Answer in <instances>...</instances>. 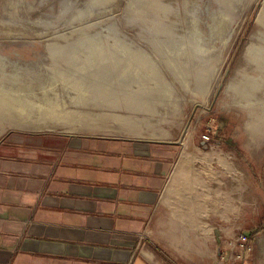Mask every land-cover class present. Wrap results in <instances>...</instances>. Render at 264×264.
<instances>
[{
  "label": "rangeland",
  "instance_id": "374dc122",
  "mask_svg": "<svg viewBox=\"0 0 264 264\" xmlns=\"http://www.w3.org/2000/svg\"><path fill=\"white\" fill-rule=\"evenodd\" d=\"M8 106L28 124L12 125ZM11 132L182 137L213 233L244 234L252 263L264 239V0H0V138Z\"/></svg>",
  "mask_w": 264,
  "mask_h": 264
},
{
  "label": "crops",
  "instance_id": "0c3cea01",
  "mask_svg": "<svg viewBox=\"0 0 264 264\" xmlns=\"http://www.w3.org/2000/svg\"><path fill=\"white\" fill-rule=\"evenodd\" d=\"M181 146L136 136L4 135L0 264H245L233 240L213 233L217 222H208L199 180L187 183L189 149ZM256 239L249 259L264 264V239Z\"/></svg>",
  "mask_w": 264,
  "mask_h": 264
},
{
  "label": "bare ground",
  "instance_id": "6f19581e",
  "mask_svg": "<svg viewBox=\"0 0 264 264\" xmlns=\"http://www.w3.org/2000/svg\"><path fill=\"white\" fill-rule=\"evenodd\" d=\"M18 107V106H17ZM16 107V108H17ZM5 108V107H4ZM15 108V106L14 107H12V106H8L7 108H5V110H6V112L9 114V116H10V119L13 121V123H11L12 125H18V126H26L28 123H27V121H28V116H24L20 111H18L17 109ZM67 117V116H66ZM70 119V118H69ZM19 121H21V123L19 122ZM83 121H84V119H83ZM31 122V121H30ZM27 123V124H26ZM34 123V122H33ZM55 123H57V122H55ZM31 125V124H30ZM34 125V124H33ZM55 125V124H54ZM32 126V125H31ZM155 134V133H154Z\"/></svg>",
  "mask_w": 264,
  "mask_h": 264
},
{
  "label": "built area",
  "instance_id": "2783aa9c",
  "mask_svg": "<svg viewBox=\"0 0 264 264\" xmlns=\"http://www.w3.org/2000/svg\"><path fill=\"white\" fill-rule=\"evenodd\" d=\"M233 247L235 249V258L236 260L238 261H241L243 262V259H242V255H240L239 250L240 251H243V250H248L250 249V246L247 244V238L244 234H237V236L234 238V241H233ZM241 257V258H240ZM245 264H253V262H246Z\"/></svg>",
  "mask_w": 264,
  "mask_h": 264
},
{
  "label": "water",
  "instance_id": "95a60500",
  "mask_svg": "<svg viewBox=\"0 0 264 264\" xmlns=\"http://www.w3.org/2000/svg\"><path fill=\"white\" fill-rule=\"evenodd\" d=\"M182 136H183V135H182ZM181 138H182V137H181ZM181 138H180L179 140H177L176 142L179 143V144H181V142H182Z\"/></svg>",
  "mask_w": 264,
  "mask_h": 264
}]
</instances>
